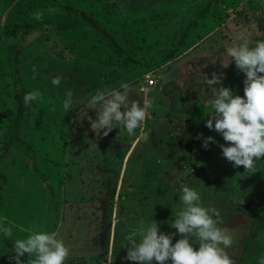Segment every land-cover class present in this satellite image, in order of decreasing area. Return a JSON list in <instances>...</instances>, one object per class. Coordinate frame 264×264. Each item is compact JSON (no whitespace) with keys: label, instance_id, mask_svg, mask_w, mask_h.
Masks as SVG:
<instances>
[{"label":"rangeland","instance_id":"374dc122","mask_svg":"<svg viewBox=\"0 0 264 264\" xmlns=\"http://www.w3.org/2000/svg\"><path fill=\"white\" fill-rule=\"evenodd\" d=\"M80 11L95 18L117 48ZM37 12L40 20L34 19ZM72 17V28H55ZM30 23L36 25L20 46L17 83L12 45L20 26ZM187 26L188 34L196 38L201 32L200 37L180 43ZM241 34L250 41L264 35V0H0V222L6 217L12 230L7 238L0 232V261L15 264L17 239L56 232L73 264H135L124 247L132 230L155 221L160 232L175 233L173 243L180 238L171 221L184 207L186 185L198 191L203 207L220 211L218 226L234 238L226 250L234 264H259L264 158L252 171L234 167L222 155V136L205 126L215 88L234 94L235 83L245 77L234 61L225 67V48L242 42ZM214 72L223 74L222 84L209 86L206 78ZM57 75L63 79L54 87ZM123 85L129 104L143 103L142 89H150L149 117L134 135L117 124L98 137L88 120L99 111L91 97ZM68 90L73 95L66 112ZM18 91L41 94L21 122L20 138L29 147L8 141ZM142 130L147 141L136 139ZM209 136L216 143L205 149ZM34 258L25 254L21 260Z\"/></svg>","mask_w":264,"mask_h":264},{"label":"clouds","instance_id":"9594fccd","mask_svg":"<svg viewBox=\"0 0 264 264\" xmlns=\"http://www.w3.org/2000/svg\"><path fill=\"white\" fill-rule=\"evenodd\" d=\"M54 11V9H49ZM42 13L37 12L34 19L40 20ZM237 41L226 46V55L245 75L243 81V96L234 95L232 90L220 86L215 88V98L211 102L213 113L205 122V126L219 133L225 144L219 145L223 157L234 167L243 166L252 171L255 161L264 158V40L255 42L250 47L247 34H241ZM33 66V78L36 76ZM63 77L57 75L52 78L54 87H59ZM223 74L212 73V78H206L209 86L222 84ZM145 93L143 103L132 101L129 104L127 86L120 90L97 91L91 97L90 103L99 108L96 119L88 117L91 130L99 136H107L121 124L129 135H134L136 129L141 128L149 117L152 100L147 98L150 89H142ZM72 91L65 93L63 108L67 112L72 106ZM38 91L25 94L24 103L30 104L40 98ZM202 134H198L201 137ZM137 141L148 140V134L143 130L136 136ZM209 143H216L213 137L204 139L203 147L207 149ZM227 145V146H225ZM198 191L188 186L181 189V201L184 207L176 213L171 221V227L176 230L180 238L173 243L175 233H162L157 222L134 229L124 239L127 243L126 259L135 264H234L227 249L234 244L230 230L219 227L222 217L215 208H205L200 202ZM215 217V219L213 218ZM0 232L7 238L12 235L11 227L7 226V218L0 222ZM194 237L199 246L194 247L190 238ZM15 264H23L21 257L25 254L35 256L28 264H65L70 249L60 239L57 233L32 232L26 239H17L14 243ZM259 264H264L261 257Z\"/></svg>","mask_w":264,"mask_h":264},{"label":"trees","instance_id":"16d2710c","mask_svg":"<svg viewBox=\"0 0 264 264\" xmlns=\"http://www.w3.org/2000/svg\"><path fill=\"white\" fill-rule=\"evenodd\" d=\"M204 12L202 11V14ZM79 15L81 16V18L86 22V24H88L89 26H91L93 29L99 31L103 36H105L108 41L109 44H113L116 48L117 45L114 42V40L111 38V35L109 32H107L100 24L99 22L93 18L91 15H89L88 13L84 12V11H80ZM76 17H72V18H68V19H61L58 20L56 23L55 28L58 30H66L69 28H72L76 22ZM42 22H46V21H42ZM36 23H30V24H23L21 25V31L19 34V38H18V42H16L15 44L12 45V49H13V55H14V73L16 75V82L20 83V77H19V73H20V52H21V43L23 42V40L25 39V36L31 31L33 30V28L35 27ZM188 26L184 29V31L181 33V39H180V43L181 41L187 37L188 35ZM258 40H264V35L263 34H258L257 36H255L250 43V47H254L255 46V42ZM244 78H241L240 80H238L235 85H234V95H240L243 96V87H244ZM24 94L23 91L22 92H15L14 93V99L16 101V111H15V115L12 119V124L10 127V131H9V144L10 145H14L15 147H20V146H26L29 147L26 142L20 138V128H21V122L22 119L24 117V113L25 110L28 106V104L26 105L24 103ZM211 104V103H210ZM196 108L195 104L194 106H192L191 108L187 109L188 113H192V111H194V109ZM196 131V130H195ZM195 140V134L192 137V142H194ZM23 146V147H24ZM2 148V147H0ZM1 150V149H0ZM0 154H2V151H0ZM190 243L193 244L194 247H198L199 246V242L193 237L192 239H190ZM0 264H11L8 261L2 263V261H0ZM65 264H73L69 261H65ZM168 264H170V262H168Z\"/></svg>","mask_w":264,"mask_h":264},{"label":"crops","instance_id":"0c3cea01","mask_svg":"<svg viewBox=\"0 0 264 264\" xmlns=\"http://www.w3.org/2000/svg\"><path fill=\"white\" fill-rule=\"evenodd\" d=\"M200 34H201V32H200ZM200 34L196 38H199L200 37ZM196 38L191 33V34H188V36L185 39H187V40H195L196 41Z\"/></svg>","mask_w":264,"mask_h":264},{"label":"built area","instance_id":"2783aa9c","mask_svg":"<svg viewBox=\"0 0 264 264\" xmlns=\"http://www.w3.org/2000/svg\"><path fill=\"white\" fill-rule=\"evenodd\" d=\"M153 81H154V80L149 79V80H148V84H153Z\"/></svg>","mask_w":264,"mask_h":264}]
</instances>
